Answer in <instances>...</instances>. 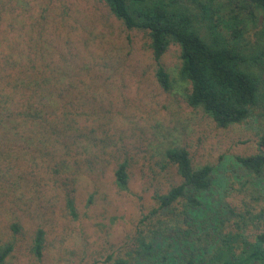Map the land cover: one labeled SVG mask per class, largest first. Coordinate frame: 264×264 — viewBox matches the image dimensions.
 <instances>
[{
  "label": "rangeland",
  "instance_id": "374dc122",
  "mask_svg": "<svg viewBox=\"0 0 264 264\" xmlns=\"http://www.w3.org/2000/svg\"><path fill=\"white\" fill-rule=\"evenodd\" d=\"M45 8H51L47 15L56 13L64 29L83 31L75 39L81 46L77 67L83 77L70 98L84 116L74 120L77 132L66 141L68 155L56 150L66 161L62 175L56 174L57 163L28 171L17 167L22 153L16 143L7 145L17 150L10 158L0 156V247L13 246L3 264H115L123 259L130 264H184L179 258L186 245L177 242L173 232L165 229L154 237L153 230L166 225L191 229V244L198 240L205 245L219 238L220 220L230 214L227 205L236 214L247 209L264 214V180L249 175L238 161L264 149V109L262 116L218 127L201 108L189 105L191 85L181 77L177 44L170 45L163 60L172 89L162 90L148 34L127 29L104 3L0 0V34L13 35L10 40L0 35V81L5 74L20 78L26 69L23 59L30 52L24 39L35 40L37 19ZM246 39L264 45L263 12L249 24ZM177 147L189 151L195 168L211 165L215 170L213 187L203 196L205 207L188 221L181 216L182 207L175 205V214L162 209L157 198L182 183L166 155ZM122 164L129 175L124 190L116 184ZM70 192L77 214L67 209ZM256 224L247 231L251 241L264 231V221ZM226 225L224 232H237L232 221ZM40 231L44 238L38 255ZM140 233L154 244L149 260L131 256Z\"/></svg>",
  "mask_w": 264,
  "mask_h": 264
},
{
  "label": "trees",
  "instance_id": "16d2710c",
  "mask_svg": "<svg viewBox=\"0 0 264 264\" xmlns=\"http://www.w3.org/2000/svg\"><path fill=\"white\" fill-rule=\"evenodd\" d=\"M96 1L107 5L127 29L148 34L156 78L162 90L172 89L171 75L163 60L170 45L177 44L181 49V77L191 85L190 106L201 108L220 128L262 116L264 45L248 43L246 33L249 24L257 21V14H264V0ZM191 3L195 7H190ZM51 8L42 9L39 14L35 40L24 39L30 54L23 59L26 69L20 78L5 74L0 81V156L10 158L11 152L17 150L7 145L16 143L22 153L17 167L22 165V170L28 171L42 163H57L60 170L56 174L62 175L66 161L56 155V150L66 154V141L77 132L74 120L84 116L70 98L78 93L76 86H80L78 81L83 77L77 67L81 46L75 40L83 31L74 27L64 29L65 24L55 20L56 13L46 14ZM37 11L39 13L40 8ZM0 35L9 40L13 36L7 31ZM15 138L17 141H13ZM260 145L264 146V141ZM30 155H34L33 158L29 159ZM166 155L182 183L157 198L162 209L175 214L178 208L174 211V206L182 207L181 216L188 221L195 217V211L205 207L203 196L213 187L215 170L211 165L195 168L189 151L183 147L168 149ZM238 161L249 175L264 180L262 147L255 155L239 157ZM127 169V165L122 164L116 171V184L122 190L128 185ZM73 192L67 194V209L70 214H77ZM226 208L230 214L220 220L219 238H210L205 245L196 239L197 244H191L193 230L169 225L153 230L154 237L165 229L173 232L175 240L187 247L179 258L184 264H264V231L258 233L254 241L247 235L249 228H256L257 222L264 221V214H252L248 209L245 214H236L228 205ZM230 221L236 233L224 232ZM14 230L18 228L14 226ZM42 238L44 232L40 231L36 244L38 255H41ZM12 251L11 245L0 247V264ZM154 251L153 242L140 233L138 249L131 256L149 260ZM115 264H130V260Z\"/></svg>",
  "mask_w": 264,
  "mask_h": 264
}]
</instances>
